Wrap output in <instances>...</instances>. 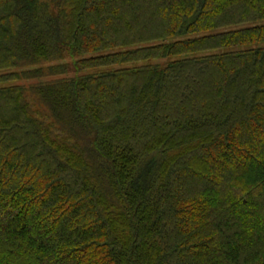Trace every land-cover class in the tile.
Wrapping results in <instances>:
<instances>
[{"label":"trees","instance_id":"1","mask_svg":"<svg viewBox=\"0 0 264 264\" xmlns=\"http://www.w3.org/2000/svg\"><path fill=\"white\" fill-rule=\"evenodd\" d=\"M0 264H264V0H0Z\"/></svg>","mask_w":264,"mask_h":264}]
</instances>
